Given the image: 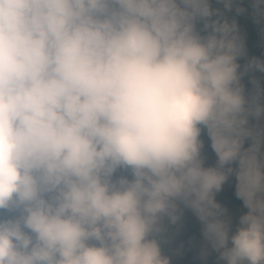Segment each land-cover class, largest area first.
Listing matches in <instances>:
<instances>
[{
  "label": "clouds",
  "instance_id": "9594fccd",
  "mask_svg": "<svg viewBox=\"0 0 264 264\" xmlns=\"http://www.w3.org/2000/svg\"><path fill=\"white\" fill-rule=\"evenodd\" d=\"M240 2L0 0V264H171L181 204L219 264H264V60L213 7Z\"/></svg>",
  "mask_w": 264,
  "mask_h": 264
},
{
  "label": "trees",
  "instance_id": "16d2710c",
  "mask_svg": "<svg viewBox=\"0 0 264 264\" xmlns=\"http://www.w3.org/2000/svg\"><path fill=\"white\" fill-rule=\"evenodd\" d=\"M239 6L244 7L247 11L244 14L236 15L235 6L233 11L225 12L224 5L214 3L213 7L220 9L229 18H235L240 28L241 35L244 37L247 56L240 60L243 65L247 59L252 57L264 60V24H257L251 12V5L249 0H241ZM255 77L261 81L264 86V73L255 72L245 76L243 83L246 89H251L252 84L250 80ZM247 146V145H246ZM211 149L210 143L206 142L205 151ZM216 200L222 207L226 208L228 215L231 217L238 210L243 209L242 202L235 196V180L230 179L225 183L221 192L217 193ZM180 208V219L175 223L165 217L161 221L163 232L161 234L162 245L167 250H180L181 254L185 251L192 250L195 246L206 243L203 233L202 225L195 214L182 204ZM197 218V222L196 221ZM171 264H194L193 261L184 259L179 263L171 262Z\"/></svg>",
  "mask_w": 264,
  "mask_h": 264
},
{
  "label": "rangeland",
  "instance_id": "374dc122",
  "mask_svg": "<svg viewBox=\"0 0 264 264\" xmlns=\"http://www.w3.org/2000/svg\"><path fill=\"white\" fill-rule=\"evenodd\" d=\"M204 155L206 156V166L214 165L216 157L212 149L209 151L204 150ZM245 211V209H240L231 216L233 224L235 225L238 216ZM197 222V218L196 221ZM162 252L165 256L170 258V262L179 263L184 259L193 261L194 264H219L218 254L213 251L208 244V242L195 246L192 250L185 251L181 254L180 250H167L161 242Z\"/></svg>",
  "mask_w": 264,
  "mask_h": 264
}]
</instances>
